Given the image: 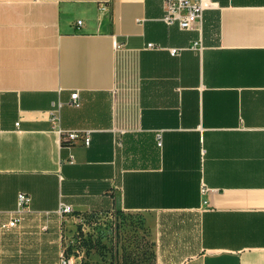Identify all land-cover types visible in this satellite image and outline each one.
Wrapping results in <instances>:
<instances>
[{"label":"crops","instance_id":"0c3cea01","mask_svg":"<svg viewBox=\"0 0 264 264\" xmlns=\"http://www.w3.org/2000/svg\"><path fill=\"white\" fill-rule=\"evenodd\" d=\"M214 1L181 30L163 0H0V224L23 193L147 215L158 264H264V0Z\"/></svg>","mask_w":264,"mask_h":264},{"label":"rangeland","instance_id":"374dc122","mask_svg":"<svg viewBox=\"0 0 264 264\" xmlns=\"http://www.w3.org/2000/svg\"><path fill=\"white\" fill-rule=\"evenodd\" d=\"M149 220L123 211L27 216L0 228V264H158Z\"/></svg>","mask_w":264,"mask_h":264},{"label":"built area","instance_id":"2783aa9c","mask_svg":"<svg viewBox=\"0 0 264 264\" xmlns=\"http://www.w3.org/2000/svg\"><path fill=\"white\" fill-rule=\"evenodd\" d=\"M218 7L217 2L214 0H163L164 14L162 21L167 25H177L181 30H191L197 25H200L203 21L204 13L208 10H213ZM138 23L142 21L138 19ZM78 25H82L81 21L77 22ZM149 48H155L153 44L148 45ZM177 49H172L171 54L176 55ZM78 92L72 93L70 105L79 107ZM59 107L61 104L58 105ZM57 115L52 113V120H56ZM63 141H67L70 144H76L83 142L84 145L90 144V133L85 131H65L61 132ZM157 145L162 146L160 135H157ZM208 189L202 187V193ZM31 203L30 196L20 193L18 195L17 210L10 215L9 219L0 225V228L4 231H9L17 228L25 219V216L29 212V206ZM58 214L61 217H67L73 214V210L69 205L64 203L60 204ZM60 264H71L69 260L61 259Z\"/></svg>","mask_w":264,"mask_h":264}]
</instances>
